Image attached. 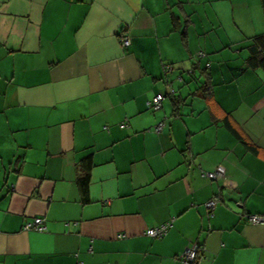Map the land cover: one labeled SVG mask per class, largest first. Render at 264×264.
I'll use <instances>...</instances> for the list:
<instances>
[{"label":"crops","instance_id":"1","mask_svg":"<svg viewBox=\"0 0 264 264\" xmlns=\"http://www.w3.org/2000/svg\"><path fill=\"white\" fill-rule=\"evenodd\" d=\"M260 34L262 0H0V264H264Z\"/></svg>","mask_w":264,"mask_h":264},{"label":"built area","instance_id":"2","mask_svg":"<svg viewBox=\"0 0 264 264\" xmlns=\"http://www.w3.org/2000/svg\"><path fill=\"white\" fill-rule=\"evenodd\" d=\"M123 44L128 45L130 43L129 39L126 37L122 38ZM164 99L163 94H158L156 95L153 100L150 102V108L153 109L154 111L159 110L162 107V101ZM165 123L160 122L156 127L155 130L157 132H160L164 129ZM223 172L221 170L216 171L214 173H206L205 176L211 177L212 179H218L221 177ZM222 197L219 195V197H215L213 200L209 201L207 203V207L209 210H212L215 208L217 202L221 199ZM248 221L253 223V224H262L264 223V214H254V215H248ZM171 223H166L163 225H160L156 228H151L147 230V235L151 237H162L167 234L169 228H170ZM46 229L45 226V218L43 217H34L31 220H29L25 225H24V230L31 231V230H36V231H43ZM200 247L195 245L192 248H188L182 255H180L179 259L187 262V263H194L198 260L199 257V251Z\"/></svg>","mask_w":264,"mask_h":264},{"label":"trees","instance_id":"3","mask_svg":"<svg viewBox=\"0 0 264 264\" xmlns=\"http://www.w3.org/2000/svg\"><path fill=\"white\" fill-rule=\"evenodd\" d=\"M262 3H263V8H264V0H262ZM248 48H249L250 56L247 59V65L250 68H261V69L264 70V34H260V35H257L255 37H253L252 44L249 45ZM164 98H165V96H164ZM162 107H163V101H162ZM225 122L229 126V128L231 129L232 133L236 137H238L239 139H241L240 133L237 130H235L232 126H230V124H229L230 123V120L227 118ZM87 167L89 169V166L88 165H87ZM206 173H210V172H203V175L205 176ZM205 177H208V176H205ZM208 178L212 179L211 177H208ZM212 180H215V179H212ZM89 181H90V171L87 170L86 173L79 180L80 184L84 188L83 191L85 190L84 192H87L86 189L88 187ZM45 230H43V231H45ZM164 236H162V237H164ZM162 237H153V238H162Z\"/></svg>","mask_w":264,"mask_h":264},{"label":"rangeland","instance_id":"4","mask_svg":"<svg viewBox=\"0 0 264 264\" xmlns=\"http://www.w3.org/2000/svg\"><path fill=\"white\" fill-rule=\"evenodd\" d=\"M230 12H231V10H230ZM223 16L225 17L227 23H229L228 21H231L232 20V17H230L229 12H228V14H224L223 13ZM231 16H232V14H231Z\"/></svg>","mask_w":264,"mask_h":264},{"label":"water","instance_id":"5","mask_svg":"<svg viewBox=\"0 0 264 264\" xmlns=\"http://www.w3.org/2000/svg\"><path fill=\"white\" fill-rule=\"evenodd\" d=\"M174 95H175V93H174Z\"/></svg>","mask_w":264,"mask_h":264}]
</instances>
